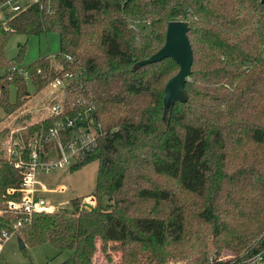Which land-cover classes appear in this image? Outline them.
Returning a JSON list of instances; mask_svg holds the SVG:
<instances>
[{
	"label": "trees",
	"instance_id": "1",
	"mask_svg": "<svg viewBox=\"0 0 264 264\" xmlns=\"http://www.w3.org/2000/svg\"><path fill=\"white\" fill-rule=\"evenodd\" d=\"M144 23L141 32L130 22ZM184 21L192 53L183 89L163 117V87L178 70L169 58L135 67L157 52L166 25ZM57 33L53 62L28 65L34 92L71 74L60 89L63 113L93 107L101 135L69 171L97 163L92 208L71 211L6 209L17 189L28 143L40 157L53 118L28 124L6 155L0 144V233L24 246L47 243L70 252L60 264H92L97 252L116 264H208L220 252L241 254L264 235V7L259 0H52L0 18V110L7 116L27 99L25 79L6 69L12 34ZM64 56L70 61L64 60ZM38 71V73H36ZM15 86V100L6 88ZM66 134L64 140L68 138ZM7 131H0V143ZM9 150V149H8ZM7 153V150H6ZM83 198V197H82ZM102 198L106 203L101 206Z\"/></svg>",
	"mask_w": 264,
	"mask_h": 264
},
{
	"label": "rangeland",
	"instance_id": "2",
	"mask_svg": "<svg viewBox=\"0 0 264 264\" xmlns=\"http://www.w3.org/2000/svg\"><path fill=\"white\" fill-rule=\"evenodd\" d=\"M143 33L148 31L144 23L130 22ZM59 39L57 33H45L39 36H24L12 34L8 37L4 48V60L15 66L26 68L40 59L53 62V57L59 54ZM4 74V67H0V77ZM25 81L27 99L13 113L5 115L0 110V131L6 130L1 144L3 151L11 150L12 135H19L23 128L31 123L40 121L50 115V108L59 104L61 92L54 87L45 86L41 91L34 92L28 80ZM8 101L15 100V86L9 84L6 88ZM69 168L57 169L48 173H37L36 197L45 203V207L52 211H71L70 201L76 198L89 196L93 191L97 163L91 162L86 166L69 171ZM64 191L59 192V187ZM97 202V201H95ZM106 201L102 198L101 206ZM17 238L9 237L0 247V264H60L69 257L70 252H58L51 245L44 243L32 247L18 248ZM211 253L213 250H210ZM119 252H111V261L108 262L99 252L92 259V264H116ZM229 252H220L228 254ZM166 264H180L168 262Z\"/></svg>",
	"mask_w": 264,
	"mask_h": 264
},
{
	"label": "built area",
	"instance_id": "3",
	"mask_svg": "<svg viewBox=\"0 0 264 264\" xmlns=\"http://www.w3.org/2000/svg\"><path fill=\"white\" fill-rule=\"evenodd\" d=\"M51 2L52 0H0V18L5 14L17 15L32 6L48 12ZM64 60L70 61V58L64 56ZM6 73L7 80H10L13 75L25 80L29 79L28 72L23 67L10 65L6 69ZM71 79V74H64L61 78L49 82L47 86L57 88L60 91ZM48 116L53 118L52 126L48 129L46 135V138L52 144L51 148L41 158L36 141L29 142L26 163L14 164L15 168L23 167L19 186L15 190H6L7 195L17 194L16 200L6 202V209L19 212L27 218H30L34 213L50 211L45 207V203L35 195L37 173H48L49 171L70 167L80 152L101 135V127L94 117L93 107H87L73 115H67L63 113L61 105L56 104L50 108V115ZM67 133L68 138L64 140ZM51 151H53V156H49ZM11 153L10 150H7V155H14ZM58 190L63 192L64 188L61 186ZM94 205L95 200L92 196H86L80 200V206L84 209L92 208ZM23 222H27V220L16 222L10 231L0 233V247L9 237L14 236V232ZM208 264H264V235L241 254H209Z\"/></svg>",
	"mask_w": 264,
	"mask_h": 264
},
{
	"label": "water",
	"instance_id": "4",
	"mask_svg": "<svg viewBox=\"0 0 264 264\" xmlns=\"http://www.w3.org/2000/svg\"><path fill=\"white\" fill-rule=\"evenodd\" d=\"M259 4L264 7V0H259ZM187 30L188 28L184 21L168 22L161 48L147 59L135 64L137 68L169 58L177 65L178 70L176 74L168 79L163 87V117L166 115L169 107L175 102L184 103L186 101L183 86L189 74L192 61V53L186 37ZM49 156H53V151L49 153ZM17 243L19 249L24 247V244L20 240Z\"/></svg>",
	"mask_w": 264,
	"mask_h": 264
},
{
	"label": "crops",
	"instance_id": "5",
	"mask_svg": "<svg viewBox=\"0 0 264 264\" xmlns=\"http://www.w3.org/2000/svg\"><path fill=\"white\" fill-rule=\"evenodd\" d=\"M50 210V209H49Z\"/></svg>",
	"mask_w": 264,
	"mask_h": 264
}]
</instances>
